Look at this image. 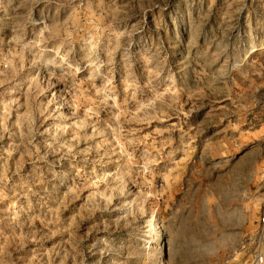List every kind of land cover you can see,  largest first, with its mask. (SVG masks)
Returning <instances> with one entry per match:
<instances>
[{"label": "rangeland", "instance_id": "obj_1", "mask_svg": "<svg viewBox=\"0 0 264 264\" xmlns=\"http://www.w3.org/2000/svg\"><path fill=\"white\" fill-rule=\"evenodd\" d=\"M264 0H0V264L264 255Z\"/></svg>", "mask_w": 264, "mask_h": 264}, {"label": "built area", "instance_id": "obj_2", "mask_svg": "<svg viewBox=\"0 0 264 264\" xmlns=\"http://www.w3.org/2000/svg\"><path fill=\"white\" fill-rule=\"evenodd\" d=\"M260 226L264 229V217L259 221ZM254 264H264V255L259 254L255 257Z\"/></svg>", "mask_w": 264, "mask_h": 264}]
</instances>
